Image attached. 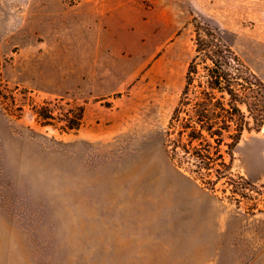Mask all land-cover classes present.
I'll use <instances>...</instances> for the list:
<instances>
[{
	"label": "rangeland",
	"instance_id": "1",
	"mask_svg": "<svg viewBox=\"0 0 264 264\" xmlns=\"http://www.w3.org/2000/svg\"><path fill=\"white\" fill-rule=\"evenodd\" d=\"M198 22L264 80V0H0V264H264V212L165 149ZM234 170L264 181V128Z\"/></svg>",
	"mask_w": 264,
	"mask_h": 264
},
{
	"label": "trees",
	"instance_id": "2",
	"mask_svg": "<svg viewBox=\"0 0 264 264\" xmlns=\"http://www.w3.org/2000/svg\"><path fill=\"white\" fill-rule=\"evenodd\" d=\"M194 44L184 86L169 118L166 152L176 167L212 191H220L222 199L249 214L264 212V181L234 170L245 133L264 128V80L222 29L196 23ZM84 112L83 104H72L59 117L51 101L36 108L39 123L61 132H77ZM57 118L65 123L57 126Z\"/></svg>",
	"mask_w": 264,
	"mask_h": 264
}]
</instances>
